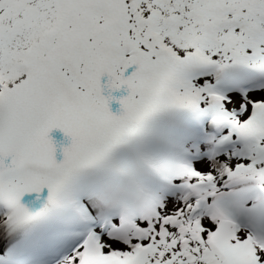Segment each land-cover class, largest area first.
Returning <instances> with one entry per match:
<instances>
[{
	"label": "snow or ice",
	"instance_id": "snow-or-ice-1",
	"mask_svg": "<svg viewBox=\"0 0 264 264\" xmlns=\"http://www.w3.org/2000/svg\"><path fill=\"white\" fill-rule=\"evenodd\" d=\"M0 264H264V0H0Z\"/></svg>",
	"mask_w": 264,
	"mask_h": 264
},
{
	"label": "rangeland",
	"instance_id": "rangeland-1",
	"mask_svg": "<svg viewBox=\"0 0 264 264\" xmlns=\"http://www.w3.org/2000/svg\"><path fill=\"white\" fill-rule=\"evenodd\" d=\"M106 80L107 77L102 78V82H106ZM125 95H127V91L123 88L112 91V96L114 97V99L109 102V108L113 113H117L120 110L121 105L119 103V100L122 96ZM50 136L52 137L54 142L56 140V142L59 143L58 147L60 151H62V147H66L70 143V138L65 136V134L59 129H54L50 133ZM59 159H62V157H60Z\"/></svg>",
	"mask_w": 264,
	"mask_h": 264
},
{
	"label": "bare ground",
	"instance_id": "bare-ground-1",
	"mask_svg": "<svg viewBox=\"0 0 264 264\" xmlns=\"http://www.w3.org/2000/svg\"><path fill=\"white\" fill-rule=\"evenodd\" d=\"M54 140H55V139H54ZM54 144H55V146H56V153H55V155H56V158L59 160V158L63 156V155H62V151H60V149H59V147H58L59 143H57L56 140H55ZM26 199H27V194L25 195L24 198H22V200H26Z\"/></svg>",
	"mask_w": 264,
	"mask_h": 264
}]
</instances>
